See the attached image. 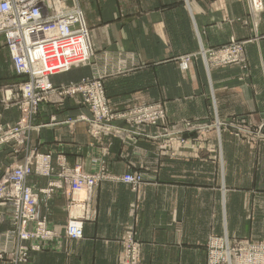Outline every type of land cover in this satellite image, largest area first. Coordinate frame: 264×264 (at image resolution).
<instances>
[{"label": "crops", "instance_id": "obj_1", "mask_svg": "<svg viewBox=\"0 0 264 264\" xmlns=\"http://www.w3.org/2000/svg\"><path fill=\"white\" fill-rule=\"evenodd\" d=\"M78 2L101 70L105 57L134 62L127 74L104 82L115 109L161 101L171 122L212 120L216 112L221 120L264 124V40L246 47L253 71L246 82L230 68L207 70L201 60L186 72L177 66L178 58L196 54L201 45L219 47L264 35V0L254 18L247 0ZM86 76L89 68H80L52 81L69 84ZM24 79L0 45V125L18 123L20 111L8 102L6 90ZM80 116L90 113L74 100L44 106L35 121L42 127L31 144L53 160L64 153L71 166L80 163L85 172L102 166L114 177L140 172L147 183L136 193L120 181L100 182L84 238L61 237L49 249L32 253L27 264H119L120 241L130 231L142 243V264H206V244L215 235L264 242V138L245 142L223 130L204 136L200 147L166 148L149 138H118L108 147L106 139L90 135L88 123H65ZM13 151L0 144V170L22 162L24 154ZM94 158L99 164L92 163ZM53 180L38 178L31 184L40 192ZM64 191L49 198L39 194L37 207L61 235L70 219ZM9 212L0 206V234L15 229L6 219ZM2 242L1 248L11 249Z\"/></svg>", "mask_w": 264, "mask_h": 264}, {"label": "rangeland", "instance_id": "obj_2", "mask_svg": "<svg viewBox=\"0 0 264 264\" xmlns=\"http://www.w3.org/2000/svg\"><path fill=\"white\" fill-rule=\"evenodd\" d=\"M57 1H59L65 9L69 10L70 13L74 14V11L78 13L80 28L83 29V33L70 40L69 42L56 44H51V42L55 41H53L50 36H46L41 43L39 42L40 44L29 50L30 60L33 63L39 64L42 68L50 69V67H52L56 70L55 73L50 74V76L48 77L53 91L50 90L51 93L48 94H45L46 91L37 92L35 94V99L40 100V102L36 107H34V105L31 103V109L29 110H23L21 108L20 105L24 98L21 95L17 96V89L22 84L32 83L33 80L30 77L19 75L16 71L15 64L13 63L16 74L19 77H23L25 79L19 83L12 84L10 90H6V93L10 92L9 98H12L13 96V98L8 100V102L12 103L11 105L18 108V110L20 111V119L15 125H0V144L13 147V152L17 156L24 154V157L22 158V162L20 164L11 165L6 168V170H0V188L3 192H0V206L10 208L9 216L8 218L6 217V219H9L12 226L15 228L14 230L0 234V238L4 237V243L2 242V239H0V260L6 259L14 264H27L32 253L41 252L44 249H49V247L52 246V244L61 237H63L65 240L78 241L70 238V236L67 235V227L70 224L69 222L71 219L77 220L76 218H80V220L84 223L86 221H90L92 215L91 208L94 192L99 186L100 182L110 179L123 182L121 181L122 178L127 174H130L135 178L136 182L134 184L135 187H132V185L130 184L129 185L136 193H138L140 188L147 183L145 175L140 172L126 173L122 176L114 177L109 174L105 166H102L89 173L83 170V167L80 163H76L74 166H71L67 160L66 155L62 152L57 155L55 160H53L51 154L41 153L36 147H33V145L31 144V137L34 132L42 127L39 125L37 126L35 121L44 106L63 105L67 100H74V102H76L78 106L86 108L89 111L90 116H80L79 118H76L74 120L68 119L65 123H88L90 135L93 138H99L100 141L103 140V142L106 139L108 147L112 145L113 140L118 138H121L123 140L127 138H149L153 140H160L162 141V145L166 148H187L190 145L200 147L204 145V141L206 140L204 139V136L213 131H216L217 134L220 135L223 130L231 132V134L238 140H242L245 142H258L264 138V124L253 126L247 125L243 122H237V120L234 119H229L228 121L221 120L218 118L216 112L213 113L214 118L212 120L210 119L203 121L185 119L179 122H171L168 116V109L161 101L148 104H137L124 110L115 109L106 96L104 82L108 78H114L127 74L128 71H130L131 66H133L132 63L134 62L129 60V63L126 58L111 60L105 57L104 70H101V68L99 67V60L94 61L95 57H97L96 52L91 43L90 32L88 27L86 26L84 14L78 0ZM247 2L253 18L258 12H262V0H257L258 5L256 3V0H247ZM258 40H264V35H257L254 37V39L249 41H238L236 39H232L228 44L219 47L201 45L199 52H197L196 54H189L178 58L177 66L180 70L186 72L189 70L191 64L197 62L198 60H201L207 70H226L230 68L234 72H236L235 77H237V79L240 78L239 81L246 82L253 77V71L251 74L252 63L251 61H249L246 47L249 43ZM0 45L7 50L8 54H10L11 57L12 52L7 46L6 38L3 35L0 36ZM80 68H89L90 76L82 77L79 80L71 82L69 84L55 85L53 83V76L64 75L71 72L72 70ZM99 82L102 83L104 97L106 102H108L107 104L111 114V119L109 121L111 129L109 131L104 129L101 136H99ZM127 115L129 116V119H127ZM53 119L52 122H54ZM103 120L104 122L108 121L107 119ZM14 128H18L20 130V137L17 140L12 141L3 140L1 133L7 132L8 130ZM23 128L24 131L22 133ZM193 137H196V139L191 142V139ZM45 158L50 159L49 173H47L48 171L45 166ZM26 162L28 164V167H31L32 169L30 170L31 172L29 176H25L21 183L20 181H17L15 177H13L14 172L12 170L26 164ZM92 163L99 164V159L94 158L92 160ZM41 164L43 165V168ZM63 164H66L68 167L67 169L72 171L77 169V167L80 168L83 174L92 177L95 183L97 182L94 186L92 198L90 201L86 203L85 195H82V192H73L71 183L67 182V177L69 175L61 166ZM42 170L44 175H42ZM8 172H11L9 178H13L10 179V181L6 184V189H4L2 188L1 184L4 182L3 179L6 177ZM46 173L50 175L47 176ZM38 178L54 180L50 182L46 188H43V190H40L39 192L31 184L32 180ZM19 186H23L24 190L26 188L29 189L31 191V194H33L35 197L37 196L36 211L39 203V194L49 198L58 191L61 192L65 190V195L69 199L67 209L70 211V219L65 226L63 235L58 233L53 227L50 226L48 218L46 216H40L37 211V218L41 220L42 223H48V228L51 231L50 233L52 234L51 236H53V239L51 241L47 240L46 229L43 230L40 237H35V233H40L41 229L35 221H28L27 224H29V232L27 231V235L33 236V241L26 242V239L23 238L24 230L22 229L21 220L22 218H24L22 217V211H25L26 207H20V212L16 213L17 206L14 204L13 199L11 198L12 194H17L18 191H16V188H18ZM49 194H51V196ZM2 195H4L5 200L2 199ZM74 196H77L78 199L74 198ZM79 204L84 210L80 208ZM3 220L4 218L0 217V223H2ZM128 234H130L131 236L130 243L136 246L137 249H134L132 251L130 257H128L127 254L125 264H129V261L132 264H142L143 246L142 243L136 239L135 234H133V232L131 231L128 233L126 232L120 241L121 251L119 256V264H122L125 256ZM216 239L229 242L232 245V249H240L246 243L264 244V242H254L247 238L232 239L228 236H211L208 243L206 244V264H212V247L215 243L213 241ZM1 242L4 244V246H12L11 249L7 250L1 248ZM236 259L237 256L233 255L232 262H234V264H236ZM221 264H223L222 261Z\"/></svg>", "mask_w": 264, "mask_h": 264}, {"label": "built area", "instance_id": "obj_3", "mask_svg": "<svg viewBox=\"0 0 264 264\" xmlns=\"http://www.w3.org/2000/svg\"><path fill=\"white\" fill-rule=\"evenodd\" d=\"M256 3L258 5L257 0ZM82 33L83 29L80 28L78 13L76 11H74V14L70 13L57 0H0V36L3 35L6 38L7 46L12 52L11 57L17 73L21 76L30 77L33 80L32 83L22 84L17 89V96L21 95L24 98L20 105L23 110L31 109V103L34 107L38 105L40 100L35 99L37 92L46 91L45 94H48L51 93L50 90L53 91L48 77L50 74L56 72L52 67L46 69L37 63H33L30 60L29 50L40 44L46 36H50L55 41L51 42V44H56L69 42ZM107 103L104 97L102 83L99 82V136L103 134L104 129L107 131L111 129L109 122L111 114ZM103 119H107L108 121L104 122ZM127 119H129L128 115ZM23 131L24 128L22 129V133ZM1 136L3 140H17L20 137V130L18 128L10 129L7 132L1 133ZM44 161L48 171L47 173H49L50 159L45 158ZM61 166L69 175L67 182L71 183L73 192H82L85 195L86 203L90 201L94 186L97 182L95 183L92 177L83 174L78 167L72 171L67 169L66 164ZM31 169L26 162V164L12 170L14 172L13 177L22 183L24 177L29 176ZM11 172H8L3 179L4 182L1 186L4 189H6V184L10 179L13 178H9ZM42 175H44L43 170ZM49 175L47 174V176ZM121 181L135 187L136 180L130 174L124 176ZM16 191H18L17 194H12L11 196L14 204L17 206L16 213L20 212V207H26V210L22 211V217L25 219H21L22 229L24 230L23 238L26 239V242L33 241V236L27 235V231L29 232V224L27 223L28 221H35L41 229L40 233H35V237H40L43 230L46 229L47 240L51 241L53 236H51L52 234L48 228V223H42L36 216L37 196L35 197L31 194V191L27 188L24 190L23 186L16 188ZM0 192L3 193L1 188ZM49 195L51 196V194ZM2 196V199L5 200L4 195ZM80 208L84 210L81 206ZM76 219L70 220V224L67 227V235L72 239L80 240L84 237V222L80 218ZM130 237V234H128L125 248L126 252L122 264L126 263L127 254L130 257L132 251L137 249L136 246L130 243ZM213 242L215 243L212 247V264H221V261L223 264H234L232 262L233 255L237 256L236 264H264V244L246 243L240 249H232V245L229 242L219 239ZM129 264L132 263L129 261Z\"/></svg>", "mask_w": 264, "mask_h": 264}]
</instances>
